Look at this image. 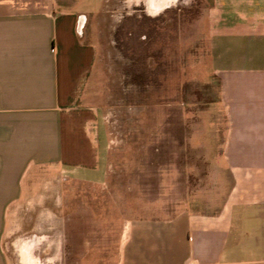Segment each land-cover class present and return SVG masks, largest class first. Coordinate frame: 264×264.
Instances as JSON below:
<instances>
[{"label":"crops","instance_id":"0c3cea01","mask_svg":"<svg viewBox=\"0 0 264 264\" xmlns=\"http://www.w3.org/2000/svg\"><path fill=\"white\" fill-rule=\"evenodd\" d=\"M182 2L134 4L158 17ZM119 3L104 0L98 12ZM74 5L0 0V264L34 262L38 240L50 244L62 180L98 185L108 175L107 129L91 85L98 32L87 35L88 17ZM206 7L219 89L210 103L222 110L211 115V136L220 131L224 180L207 174L202 210L130 219L120 264H264V0Z\"/></svg>","mask_w":264,"mask_h":264},{"label":"rangeland","instance_id":"374dc122","mask_svg":"<svg viewBox=\"0 0 264 264\" xmlns=\"http://www.w3.org/2000/svg\"><path fill=\"white\" fill-rule=\"evenodd\" d=\"M135 2L98 12L104 0H75L87 35L98 32L91 85L107 129L108 175L98 185L62 180L58 230L47 247L38 240L26 264H120L130 219L202 210L207 174L224 180L220 131L211 136V115L222 111L210 103L219 94L207 46L211 0H184L158 17Z\"/></svg>","mask_w":264,"mask_h":264},{"label":"flooded vegetation","instance_id":"af4514ba","mask_svg":"<svg viewBox=\"0 0 264 264\" xmlns=\"http://www.w3.org/2000/svg\"><path fill=\"white\" fill-rule=\"evenodd\" d=\"M157 9H155V8H150V10H149V12L151 13V14H156L157 13Z\"/></svg>","mask_w":264,"mask_h":264}]
</instances>
